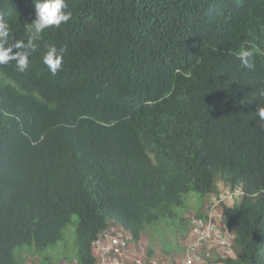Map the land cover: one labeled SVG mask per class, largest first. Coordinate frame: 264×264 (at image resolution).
Instances as JSON below:
<instances>
[{"label":"trees","instance_id":"obj_1","mask_svg":"<svg viewBox=\"0 0 264 264\" xmlns=\"http://www.w3.org/2000/svg\"><path fill=\"white\" fill-rule=\"evenodd\" d=\"M66 4L71 19L41 34L26 71L0 65V264L57 245L74 215L81 263L111 223L138 241L170 218L187 235L177 208L222 184L244 193L223 206L234 256L216 264H264V0ZM0 18L10 44L26 43L34 0H0ZM243 45L254 71L236 58Z\"/></svg>","mask_w":264,"mask_h":264},{"label":"built area","instance_id":"obj_2","mask_svg":"<svg viewBox=\"0 0 264 264\" xmlns=\"http://www.w3.org/2000/svg\"><path fill=\"white\" fill-rule=\"evenodd\" d=\"M243 193L240 187L224 188L210 199L204 216H190L191 239L180 262L173 264H216L217 255H234V235L226 223L223 206L239 200ZM148 251L127 229L110 226L92 242L93 261L78 264H164L155 255L149 256Z\"/></svg>","mask_w":264,"mask_h":264},{"label":"rangeland","instance_id":"obj_3","mask_svg":"<svg viewBox=\"0 0 264 264\" xmlns=\"http://www.w3.org/2000/svg\"><path fill=\"white\" fill-rule=\"evenodd\" d=\"M210 198L211 196L190 192L186 195L184 205L177 208V211L181 216H187L190 219V216L198 213L200 207L208 203ZM77 221L78 216L74 215L73 222L65 228L64 238L57 245L47 248L44 252L29 250L28 246L19 247L16 251L19 259L28 264H78L80 259L76 244ZM177 226V221L170 218L162 219L143 233L141 237L142 246L147 250L153 249L154 255L161 259L164 264L180 262L183 251L191 239V232L186 235L187 231L183 232Z\"/></svg>","mask_w":264,"mask_h":264},{"label":"clouds","instance_id":"obj_4","mask_svg":"<svg viewBox=\"0 0 264 264\" xmlns=\"http://www.w3.org/2000/svg\"><path fill=\"white\" fill-rule=\"evenodd\" d=\"M34 4L36 9V18L33 22L25 24L24 26L27 34L26 43L22 41H14L10 44L9 25L6 21L0 18V65H6L10 61L14 60L16 61V68L19 72L26 71L29 66V55L31 52L36 50V41L39 40L41 34L50 27H59L62 23L67 24L71 19V12L66 11V0H34ZM63 51V49H58L53 45L49 46L43 55V63L53 75L57 74V72L62 68ZM236 58L239 60L240 65L243 68H246L249 71L255 70V53L250 45L241 46L239 51L236 53ZM259 97L264 98V88L259 90ZM256 114L259 120L264 122V104H259ZM227 187L231 188L228 185H220L219 193L222 189ZM233 203L226 205H232ZM206 209L203 216L205 215ZM110 226L118 225L111 223ZM118 227L123 226L120 225ZM231 231L233 235H235L232 229Z\"/></svg>","mask_w":264,"mask_h":264},{"label":"crops","instance_id":"obj_5","mask_svg":"<svg viewBox=\"0 0 264 264\" xmlns=\"http://www.w3.org/2000/svg\"><path fill=\"white\" fill-rule=\"evenodd\" d=\"M205 209H206V207H204L201 211H203V213H204Z\"/></svg>","mask_w":264,"mask_h":264}]
</instances>
